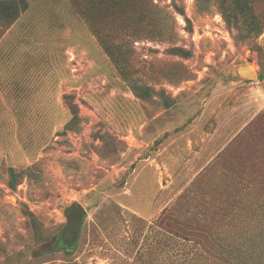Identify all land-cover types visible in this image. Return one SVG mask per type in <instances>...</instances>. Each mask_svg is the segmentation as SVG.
Here are the masks:
<instances>
[{
  "label": "rangeland",
  "instance_id": "1",
  "mask_svg": "<svg viewBox=\"0 0 264 264\" xmlns=\"http://www.w3.org/2000/svg\"><path fill=\"white\" fill-rule=\"evenodd\" d=\"M3 1L0 264H264V0Z\"/></svg>",
  "mask_w": 264,
  "mask_h": 264
},
{
  "label": "water",
  "instance_id": "2",
  "mask_svg": "<svg viewBox=\"0 0 264 264\" xmlns=\"http://www.w3.org/2000/svg\"><path fill=\"white\" fill-rule=\"evenodd\" d=\"M86 216L87 210L79 204L74 205L68 210L66 213L65 227L58 237V242L53 251L60 250L62 248H66L68 250L76 249Z\"/></svg>",
  "mask_w": 264,
  "mask_h": 264
},
{
  "label": "trees",
  "instance_id": "3",
  "mask_svg": "<svg viewBox=\"0 0 264 264\" xmlns=\"http://www.w3.org/2000/svg\"><path fill=\"white\" fill-rule=\"evenodd\" d=\"M13 1H3L0 4V17H6L9 15V5H11ZM236 8L237 12L240 16L248 18H252V12L247 2L243 0H236ZM183 52L182 50H179ZM72 109H76L74 106L71 107Z\"/></svg>",
  "mask_w": 264,
  "mask_h": 264
},
{
  "label": "bare ground",
  "instance_id": "4",
  "mask_svg": "<svg viewBox=\"0 0 264 264\" xmlns=\"http://www.w3.org/2000/svg\"><path fill=\"white\" fill-rule=\"evenodd\" d=\"M248 69V68H247ZM250 70H251V72L253 71V69L252 68H250ZM253 76H256V74H252Z\"/></svg>",
  "mask_w": 264,
  "mask_h": 264
}]
</instances>
